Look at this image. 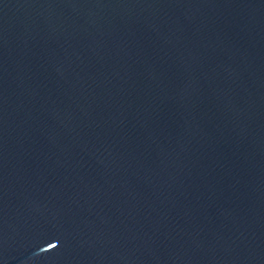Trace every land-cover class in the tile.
Returning <instances> with one entry per match:
<instances>
[{"label":"water","instance_id":"water-1","mask_svg":"<svg viewBox=\"0 0 264 264\" xmlns=\"http://www.w3.org/2000/svg\"><path fill=\"white\" fill-rule=\"evenodd\" d=\"M0 264H264V0H0Z\"/></svg>","mask_w":264,"mask_h":264},{"label":"snow or ice","instance_id":"snow-or-ice-1","mask_svg":"<svg viewBox=\"0 0 264 264\" xmlns=\"http://www.w3.org/2000/svg\"><path fill=\"white\" fill-rule=\"evenodd\" d=\"M51 247H56L55 245H51Z\"/></svg>","mask_w":264,"mask_h":264}]
</instances>
